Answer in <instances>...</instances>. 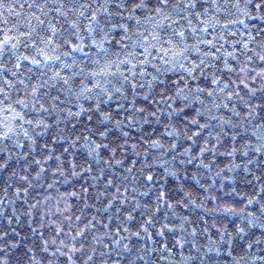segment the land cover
<instances>
[{
    "label": "snow or ice",
    "instance_id": "6c2138e0",
    "mask_svg": "<svg viewBox=\"0 0 264 264\" xmlns=\"http://www.w3.org/2000/svg\"><path fill=\"white\" fill-rule=\"evenodd\" d=\"M15 7H21L23 10L21 5L3 3L0 0V9L10 10ZM239 7L238 4L224 3L222 0H212L211 3H201V0H38L28 5L29 15L21 18L18 13H13L16 17L14 23L10 17L0 19V142L23 144L21 133L29 141V151L18 154L25 158L20 171L13 168L9 175L18 177L19 182H22L16 186L15 194L25 205V197L34 183L36 186H45L46 194L43 199L27 207V212L31 214L34 209L43 205L41 216L47 217L49 223L56 226L55 232L62 236L59 243L55 236L52 237L53 248H48L49 241H44L45 249L53 255L42 264H57L59 256L66 258L63 264H89L97 255L106 257L113 251L118 258H124L121 250L132 256L135 248V245L129 243L132 237L140 238L143 235L152 240L153 232L162 239L165 238V232H168L172 243L183 245L185 221L188 218L176 219L177 206L182 204L186 209L188 204L183 202V198L171 199L165 185L160 182L164 177L155 172L156 166L165 164L162 157L167 154V149H172L175 153L178 145L172 140L173 136L177 140L186 137L181 143H187L188 146L181 148L182 152L190 154L194 147L199 148L195 156H191V159L186 156L185 161L179 163L196 161L206 169L209 166L203 164V159L198 157L201 154L217 153L218 146L226 151L231 146L232 150L227 151V154L232 156L233 152L240 150L236 147L237 138L243 141L245 153L253 146L256 152H264V117L261 118L260 124L255 126V130L246 126L257 116V109L264 111V46L256 49V57L261 66L254 68L247 62H242V67H234L228 62L233 53H225L223 67L235 77L237 85H243V89L236 87L229 90L232 88L229 81L215 75V61L205 62L217 57V51L213 48L218 41L214 43L213 40L202 38L198 30L200 26L205 29L209 27L205 16L209 9L213 10L214 16L216 12L231 14V9ZM247 7L245 6V9ZM252 8L264 20V0H258ZM224 23L235 22L225 19ZM116 30H119V40H114L112 35ZM251 39L254 37H250ZM109 41H114L120 47L113 51ZM248 43L249 41H244L246 49ZM86 44L87 53L91 55L85 53ZM204 45L213 47L204 51ZM93 46L95 52L92 50ZM129 47L131 52L128 51ZM37 56L40 59H37ZM246 61H253V56L247 55ZM24 62L30 63L25 67ZM97 65L99 68L94 71L93 68ZM36 66H39L40 70ZM206 69L212 73L211 84L214 87L202 89L199 84L193 86L187 83L197 81L199 77L196 73H203ZM167 73L176 75V81L170 80ZM180 73L182 75H179ZM237 73L239 75H236ZM217 81H221L223 86L217 85ZM253 83L256 84L255 87ZM54 91L56 95H52ZM257 93H260L259 97ZM221 94L226 99L235 97L243 106V111L234 112L237 118L235 123L231 117L220 115L221 106L228 109L231 103V100L217 102L216 98ZM129 95L132 102L127 103V107L125 103H117L115 110L112 109L109 101L127 102ZM141 95L144 97V106L137 107L136 98ZM61 96L64 97L63 100ZM149 96L152 97L151 101L148 100ZM254 100L258 103H253ZM176 102L182 103L183 108L175 107ZM61 104L64 107H61ZM85 104L90 106L85 107ZM189 105L195 108V115L183 114L184 108ZM102 106H107L108 111H101ZM232 108L235 109V105H232ZM121 112L127 114L121 116ZM82 116H87V120L81 121L86 126L80 129V134H61L64 130L60 129V122L70 118L75 122ZM94 116L98 117L95 127L91 123ZM137 117L141 121L155 119L162 126L163 133L157 134L153 128L150 135L142 134L140 141L132 142L129 147L130 135L125 126L139 127L136 124ZM205 118L206 122L201 124L200 120ZM165 119L168 123H164ZM240 120L244 123L240 124ZM110 127L119 129L121 136L113 137L109 141ZM193 127L195 131H192ZM237 127L240 131L236 130ZM52 128L57 129L56 135L51 136L52 141L61 140L72 149L83 147L86 150L84 155L80 156L81 163L77 162L68 147L61 146L60 151L52 150L43 155L42 153L51 147L50 144H44L37 153V139L41 135H47ZM254 131L259 134L246 140L241 136V132L247 134ZM189 132L191 135H188ZM165 135L169 141L167 144L164 142ZM145 136L148 138L145 139ZM13 137L16 139L13 140ZM117 139L120 140L119 143H116ZM113 144L115 146H111ZM138 147L146 157L150 148L160 151L154 156L140 160L141 152L137 150ZM102 150L107 159L101 154ZM0 152L7 153L0 162V169L7 171L13 154L7 147L0 148ZM117 152L121 154V159L115 158ZM129 152L136 157L132 159L131 164L127 158ZM169 159L177 162L175 155ZM212 159L215 160V155H212ZM243 163L241 161V164ZM251 163L252 161L248 160L244 165L247 171H251L248 168ZM125 164H128L126 171ZM113 165L119 166L121 172L112 175L111 173H116ZM169 167L163 169L165 175L175 176L178 169L172 167L169 172ZM93 172L96 175L92 176L89 186L82 187L79 191L73 189L70 193L57 192V198L53 202L52 192L56 191L60 184L67 185L81 173ZM49 173L52 178L46 180ZM102 177L105 189L114 188V192L93 187ZM256 179L259 180L260 177ZM90 191L95 193V199L99 202L92 207L102 205L103 210L108 213V223L103 219L97 220L96 216H92L91 220H82V216H75L78 223L68 227V234L65 235L62 222L52 219V215L70 211L72 204L68 197L82 196L87 208ZM261 191H264V184ZM20 193L24 195H19ZM4 195L7 197L8 193L5 192ZM184 195L188 196L189 193ZM212 198L216 199L214 196ZM254 199L255 197L246 200L245 204H250ZM117 202L121 207H116ZM7 203L8 200H5V204ZM48 204L53 206L50 208ZM259 207L264 210V203H260ZM241 210L244 209H237ZM251 215L255 217V213ZM169 216L176 222L169 221ZM7 219L11 221L12 217ZM62 219L71 223L73 216L63 215ZM113 220L118 226H112ZM81 223L83 227L80 226ZM97 225L100 230H97ZM259 227L264 229V223H260ZM150 228L153 231H149ZM178 228L181 230L179 235L176 234ZM244 230L238 229L240 232ZM89 231L95 232L91 238V247L87 242ZM204 231L207 232L208 229ZM191 232L196 233L197 229L192 227ZM109 237L111 239L105 244L104 239ZM225 239L223 232L219 239L210 236L209 240L212 242L205 244L203 251H223L220 245ZM65 240L70 242L65 245ZM155 242L159 244V240ZM228 242L231 243V240ZM190 243L199 256L201 246L194 239ZM109 244L113 247H109ZM166 250L172 251L171 248ZM137 254L144 256L149 255V252L145 247ZM134 260L135 256H132L131 259L125 260V264H133ZM0 264H4V261H0ZM103 264H107V260H104ZM190 264H196L195 259L190 258ZM200 264H203V257L200 258Z\"/></svg>",
    "mask_w": 264,
    "mask_h": 264
},
{
    "label": "trees",
    "instance_id": "16d2710c",
    "mask_svg": "<svg viewBox=\"0 0 264 264\" xmlns=\"http://www.w3.org/2000/svg\"><path fill=\"white\" fill-rule=\"evenodd\" d=\"M2 2L23 6V10L21 7H15L10 10L0 9V19L10 17L14 23L16 17L13 13H18L21 18L29 15L30 10L28 5L38 2V0H2ZM211 2L212 0H201V3ZM217 2H221V0H217ZM222 2L238 4L240 7L239 9H231V14L216 12L213 16L212 9H209L208 13L205 14L209 27L207 29L203 28V26L198 28L201 32V37L213 40L214 43L218 41L213 48L214 51H217V57H212L210 58V61L206 60L205 62L210 63L211 61H215L213 67L215 75L221 76L223 79L229 81L232 85V88L229 90H233L236 87L243 89V85H237L235 77L230 75L229 70L223 67L225 53H233V57L228 58V62L233 64L236 68L242 67V62L250 63L253 68L261 66L256 57V49L264 46V20H262L252 8L258 0H222ZM245 6L248 7L245 9ZM225 19L234 21L235 23L225 24ZM193 23L195 25V22ZM118 31L119 30H116L112 33L114 40L120 39V36L117 35ZM250 37H254V39L250 40ZM246 40L249 41L247 49L244 44V41ZM109 43L112 45L113 51L120 47L116 45L114 41H109ZM87 47L86 44L85 53L91 55L90 53H87ZM212 47V45H204L203 49L204 51H207ZM92 50L93 52L96 51L94 46ZM121 51H123V49H121ZM128 51L131 52V47L128 48ZM138 51L139 49H137V53ZM137 53H132V55H136ZM247 55H252L253 61H246ZM235 57H239V59H235ZM37 59H40V57L37 56ZM193 59H195V54H193ZM24 63L25 67H27V64L30 62ZM85 64H87L86 61ZM88 66L92 67V65ZM49 67H51L50 64ZM36 68L40 70L39 66H36ZM98 68L99 65L93 68V70L96 71ZM149 71H151V68H149ZM166 75L170 80L176 81V75L172 73H167ZM179 75H182V73ZM196 75L199 77L197 81H187V83L193 86L199 84L202 89L214 87L211 84L212 73L207 69L203 73L198 71ZM236 75H239V73ZM217 85L223 86L221 81H217ZM255 86L256 84L253 83V87ZM52 95H56V92L54 91ZM256 95L259 97L260 93H257ZM63 98L64 97L61 96L62 100ZM216 99L217 102L220 100H225V102L231 100L229 108L225 109L221 106L219 112L220 115L231 117L233 123H235L237 120L234 114L235 110L243 111L241 102L235 97L226 99L222 94ZM148 100L151 101L152 97L149 96ZM131 102V95H129L127 102L122 100L109 101L113 110H115L117 103H125V107H127V103ZM143 102L144 97L142 95L136 98L137 107L144 106ZM252 102L258 103L256 100ZM232 105H235V109L232 108ZM88 106L90 105L85 104V107ZM174 106L183 108V104L180 102H176ZM61 107H64V105L61 104ZM196 107H199V105H196ZM101 111H108V107L102 106ZM128 111L131 112L130 109ZM126 114L127 113L121 112V116ZM183 114L189 116L190 114L195 115V108L189 105L188 108H184ZM158 115L160 114L158 113ZM177 115L179 116L180 114ZM262 117H264V111L257 109V116L246 126L255 130V126L260 124ZM54 118L55 116H53V119ZM180 118L182 119L183 117L181 116ZM84 120H87V116H82L80 120L75 122L71 118L67 121L60 122L59 127L64 130L61 134H80V129L86 126L81 122ZM97 120L98 117L94 116L93 121L91 122L94 127ZM205 122L206 118L200 120L201 124ZM164 123H168V121L165 119ZM243 123L244 121L240 120V124ZM136 124L139 125V127L128 128L125 126V130L129 131L130 135L129 147L132 142H139L142 134L147 133L150 135L153 128L156 129L157 134L163 133L162 126L155 119L148 118L146 121H141V119L137 117ZM65 126L67 127L65 128ZM236 130L240 131V128L237 127ZM192 131H195L194 127L192 128ZM110 132L111 136L108 138L109 141H111L113 137L121 136L119 129H112L110 127ZM56 133L57 129L52 128L47 135H41L37 139V153L40 152V149L44 144H50L51 147L50 149L45 150L42 153L43 155L49 154L52 150L60 151L61 146L68 147L69 151L75 155L77 162L81 163L80 156H83L86 150L83 147L72 149L68 144L61 140L52 141L51 136L56 135ZM258 134L259 133L255 131L247 134L241 132V136H243L245 140ZM188 135H191V132H189ZM147 138L148 136H145V139ZM15 139L16 137H13V140ZM20 139L24 140L23 144H15L12 141L0 142V148L7 147L13 154V160L9 162L10 167L7 171L0 169V261H4V264H42V262L51 259L53 255L45 249L44 241H49L48 248H53L54 245L51 243L52 237L55 236L57 238V243H59L62 236L60 233L55 232L56 226L50 224L47 217L41 216L43 205L34 209L31 214L27 212V207L43 199V196L46 194L45 186H36L35 183L33 184L28 196L25 197L27 205H25L24 201L20 200L15 194L16 186L18 183L22 182H19L18 177L11 176L9 173L13 168L20 171L21 165L25 162V158L18 154L29 151V141L27 138L23 137L22 133L20 134ZM185 139L186 137L181 138V140ZM172 140L178 145L175 153H173L172 149H167V154L162 157V159L165 160V164L156 166L155 172L164 177L163 181L160 182L165 185V190L168 191L171 199L179 200L183 198V202L188 204V208L186 209L183 208L182 204L177 206L178 217L176 218H188V220L185 221V243L183 245L172 243L169 239L168 232H165V238L163 239L155 232H153L152 240H148L143 235L140 238L132 237L129 243L135 245L132 252V256H135L133 264H190V258L195 259L196 264H200L201 257H203V264H213V262L214 264H264V259H262L264 258V229L259 227L260 223H264V210H261L259 207L260 203H264V191H261L262 184H264V175H261V173H264V152H256L255 146H253V148L249 149L248 153H245L243 151V141L237 138L236 147L240 150L233 152L232 156L227 154V151L232 150L231 146L228 147L227 151L225 148L218 146L219 151L217 153L201 154L198 159H203V164L209 166L206 169L202 164H199L196 161L180 164L179 161H185L186 156L188 159H191V156H195L196 153L199 152V148L194 147L193 151L188 154L181 151V148H186L188 146L187 143H181V140H177L175 136H173ZM193 140H195V137ZM98 142L103 143L102 141ZM119 142L120 140L117 139L116 143ZM164 142L165 144L169 142L166 135ZM111 146L115 145L113 144ZM137 150L141 152V156L139 157L140 160L154 156L160 151L158 149L150 148L146 157L142 149H139L138 147ZM77 153L79 155H76ZM101 154L105 155V152L102 150ZM6 155L7 153L0 152V162H2ZM172 155L176 156L177 162L174 163L173 160L169 159ZM212 155H215V160L212 159ZM105 158H108L107 155H105ZM115 158L121 159V154L117 152ZM127 158L128 163L131 164L132 159H135L136 157L133 153L129 152ZM248 160L252 161V163L248 165V168H250L251 171H247L244 167ZM241 161L244 163L241 164ZM225 165H228V167L226 168ZM236 165L240 166L236 167ZM93 167L95 168L96 166L93 165ZM113 167L116 168V173H111L112 175L121 172L119 166L113 165ZM165 167H169V172L172 171V167L177 168L178 171L175 176L165 175L163 171ZM127 168L128 164H125V171ZM232 169H234V171ZM77 171H79V169H77ZM137 174L139 175V173ZM94 175H96L95 172L91 174L81 173L79 176L74 177L73 181L69 184H60L58 189L52 192L51 199L53 202L55 201L57 198V192L70 193L73 189L79 191L80 188L89 186V184L92 183V176ZM85 176H87V179H85ZM226 177H232V179H226ZM256 177H260V179L257 180ZM50 178H52L51 173H49V177L46 178V180ZM129 180H131V176H129ZM9 181H11V183H9ZM82 181L83 183H81ZM103 181L104 178L102 177L99 182L93 185V187L100 190L115 191L114 188L105 189ZM209 185H211V188H209ZM233 189L235 190L233 191ZM5 192L8 193L7 197L4 195ZM186 192L189 193L188 196L184 195ZM209 193H211V195ZM19 195L24 194L20 193ZM213 196L216 197V199H213ZM89 197L90 199L87 201V208H85V201L82 196L68 197V201L72 204L70 211L63 214L56 213L55 215H52V219H57L62 222V225L65 228V235L68 234V227L74 226L78 223L75 216H82V220H91L92 216H96L97 220L103 219L105 223H108V213L106 210H103L102 205L95 208L92 207L93 204L99 203L95 199V193L90 191ZM252 197H255V199L252 200L250 204H245V201L250 200ZM5 200H8L7 204H5ZM104 202L106 203V201ZM228 205H234L235 207H226ZM48 206L51 208L53 205L48 204ZM116 207H121V205L117 202ZM237 209L244 210L237 211ZM252 213H255L254 218L251 215ZM69 214L73 216L71 223L62 219L63 215ZM136 215L138 216V213ZM161 215L163 216V213H161ZM9 216L12 217L11 221L7 219ZM168 220L176 222L172 216H169ZM250 221L252 222L250 223ZM80 226L83 227V224L81 223ZM112 226H118L114 220L112 221ZM192 227L197 229L196 233L191 232ZM240 228L245 230L240 232L238 231ZM204 229H208V231L205 232ZM97 230H100L99 225H97ZM149 231L153 230L150 228ZM180 231L181 230L178 228L176 234L179 235ZM222 232L226 239L221 243L220 247L224 250L205 253L203 251V246L212 242L209 240V237L211 236L213 239H219ZM94 235L95 232L93 231L87 233L89 247L92 245L91 238ZM80 239L82 238H78V240ZM109 239H111V237L105 238L104 243L108 244ZM193 239L201 246L202 251L199 256L196 255L197 250L191 246L190 241ZM229 239L231 240V243L228 242ZM156 240H159V244L155 242ZM166 241L168 242L166 243ZM69 242L70 241L65 240V245ZM162 245L164 247H161ZM78 246L79 245L77 244V247ZM109 247H113V245L109 244ZM145 247L147 248L149 255H138L137 253L143 251ZM167 248H171L172 251L168 252L166 250ZM154 249L155 251H153ZM65 251H67L66 247ZM121 251L124 258H118L115 251H113L106 257H100L97 255L94 260L89 261V264H103L104 260H107V264H125V260L131 259L132 256H129L126 252H123V250ZM76 255L78 257L79 253ZM163 257H167V259H163ZM65 259V257L59 256L57 264H63Z\"/></svg>",
    "mask_w": 264,
    "mask_h": 264
}]
</instances>
